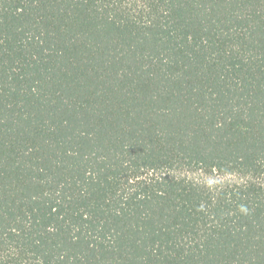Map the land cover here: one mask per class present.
Wrapping results in <instances>:
<instances>
[{
  "label": "trees",
  "instance_id": "trees-1",
  "mask_svg": "<svg viewBox=\"0 0 264 264\" xmlns=\"http://www.w3.org/2000/svg\"><path fill=\"white\" fill-rule=\"evenodd\" d=\"M0 264H264V0H0Z\"/></svg>",
  "mask_w": 264,
  "mask_h": 264
}]
</instances>
